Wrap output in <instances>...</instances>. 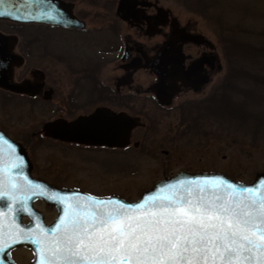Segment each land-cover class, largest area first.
Listing matches in <instances>:
<instances>
[{
	"label": "flooded vegetation",
	"instance_id": "af4514ba",
	"mask_svg": "<svg viewBox=\"0 0 264 264\" xmlns=\"http://www.w3.org/2000/svg\"><path fill=\"white\" fill-rule=\"evenodd\" d=\"M57 1V25L0 19V141L25 154L12 175L45 183L48 192L134 202L180 172L219 173L173 167L169 146L190 127L159 134L157 123L172 111L196 114L200 123L207 107L212 113L222 65L203 22L179 18L162 0ZM126 119L134 124L127 138ZM193 128L204 138L203 125ZM127 175L133 199L121 193ZM38 196L23 211L11 205L7 222L33 234L4 246L0 264H38V226L51 228L62 214L60 204ZM8 203L0 200V209Z\"/></svg>",
	"mask_w": 264,
	"mask_h": 264
},
{
	"label": "snow or ice",
	"instance_id": "6c2138e0",
	"mask_svg": "<svg viewBox=\"0 0 264 264\" xmlns=\"http://www.w3.org/2000/svg\"><path fill=\"white\" fill-rule=\"evenodd\" d=\"M15 153L0 141V200L9 202L0 209V252L33 234L14 218L7 222L11 205L25 210L32 192L62 206L58 222L39 225L32 240L38 264H264V179L240 188L219 177L178 179L128 205L48 192L13 176L23 166Z\"/></svg>",
	"mask_w": 264,
	"mask_h": 264
},
{
	"label": "rangeland",
	"instance_id": "374dc122",
	"mask_svg": "<svg viewBox=\"0 0 264 264\" xmlns=\"http://www.w3.org/2000/svg\"><path fill=\"white\" fill-rule=\"evenodd\" d=\"M162 1L179 18L203 22L206 36L219 42L222 65L219 93L212 113L208 107L203 111L204 122L196 114L177 111L158 118L159 134L190 127L185 137L169 146L174 155L172 166H215L229 178L251 183L256 174L264 173V0ZM193 125L204 126V138ZM128 178L121 193L133 199L137 194L130 189ZM151 184L150 180L142 182L144 188Z\"/></svg>",
	"mask_w": 264,
	"mask_h": 264
},
{
	"label": "water",
	"instance_id": "95a60500",
	"mask_svg": "<svg viewBox=\"0 0 264 264\" xmlns=\"http://www.w3.org/2000/svg\"><path fill=\"white\" fill-rule=\"evenodd\" d=\"M62 8L63 6L57 0H2V2H0V12H6L8 14L0 15V19L7 20L13 23H18V24L37 23V24H44V25H57V22H59L57 16L63 13ZM49 16H51V18H49ZM125 125H126V138H127L130 126H133L134 124L131 120L126 119ZM54 136L57 137V134ZM12 145L16 149V153H15L16 155L20 157H25V154L22 148L18 144L13 142ZM202 177L223 178L226 181L235 184L237 188H240V187L256 186L260 182V180L264 179V173L256 174L251 183H242L239 181H235L225 176L222 173L180 172L173 177L165 178L155 183L151 189L144 192L142 196L135 202H128L118 197L99 198V199H110L111 198V199H116L121 202H124L128 205H135L137 203H140L143 200V198H145L146 196L155 194L161 186H166L167 184L175 182L178 179H191V178H202ZM29 181H31L34 185L42 186L44 189H52V188H49L50 186H48L45 183L32 180L31 177L29 178ZM61 193H66V192L61 191ZM30 197H31L30 198L31 203L33 200L39 198L38 195L33 194L32 192H30Z\"/></svg>",
	"mask_w": 264,
	"mask_h": 264
}]
</instances>
